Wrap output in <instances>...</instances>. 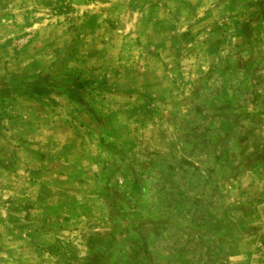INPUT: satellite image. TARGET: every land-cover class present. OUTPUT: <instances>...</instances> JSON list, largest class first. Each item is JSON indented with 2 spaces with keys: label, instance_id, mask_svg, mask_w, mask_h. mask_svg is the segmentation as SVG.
<instances>
[{
  "label": "rangeland",
  "instance_id": "rangeland-1",
  "mask_svg": "<svg viewBox=\"0 0 264 264\" xmlns=\"http://www.w3.org/2000/svg\"><path fill=\"white\" fill-rule=\"evenodd\" d=\"M0 264H264V0H0Z\"/></svg>",
  "mask_w": 264,
  "mask_h": 264
}]
</instances>
